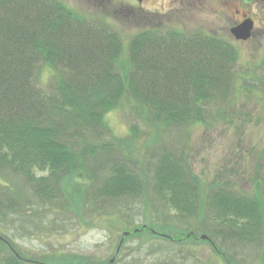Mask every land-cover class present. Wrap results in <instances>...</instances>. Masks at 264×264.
<instances>
[{
  "label": "rangeland",
  "instance_id": "1",
  "mask_svg": "<svg viewBox=\"0 0 264 264\" xmlns=\"http://www.w3.org/2000/svg\"><path fill=\"white\" fill-rule=\"evenodd\" d=\"M57 2L91 22L105 21L126 40L152 25L217 36L234 46L236 60L229 89L221 101L216 96L200 123L159 124L125 95L105 114L107 129L91 125L73 130L70 141L92 143L94 149L104 145V152H88L75 171L63 169L59 183L43 181L53 190L49 195H39L23 176H0V249L15 252L22 264H228L213 249L215 241L231 264H264V0ZM237 8L255 22L245 41L229 32ZM127 64L124 51L119 61L123 72ZM42 74L46 83L54 73L44 66ZM163 151L180 157L197 176L202 206L221 188L257 199L263 215L257 237L252 242L229 238L207 212L183 218L159 199L150 178ZM116 164L133 169L146 192L98 195ZM8 193L14 195L12 203ZM134 228L140 230L124 235ZM191 230L196 237L180 242L160 236L177 240Z\"/></svg>",
  "mask_w": 264,
  "mask_h": 264
},
{
  "label": "trees",
  "instance_id": "2",
  "mask_svg": "<svg viewBox=\"0 0 264 264\" xmlns=\"http://www.w3.org/2000/svg\"><path fill=\"white\" fill-rule=\"evenodd\" d=\"M161 26L126 40L105 21L74 15L57 0H0V176H23L39 195H49L53 190L43 181L59 183L63 169L75 171L88 152H104V145L95 151L92 143L70 141L73 130L107 129L105 114L125 95L159 124L200 123L216 96L220 100L229 89L237 51L217 36ZM124 51L126 72L119 65ZM44 66L54 73L46 83ZM163 152L150 178L159 199L183 218L207 212L229 238L257 237L263 226L257 199L221 188L202 206L197 176L180 157ZM105 180L98 195L146 192L143 180L124 164L113 165ZM8 195L12 203L14 195ZM160 236L172 242L196 237L192 230L177 240ZM211 245L232 263L215 241ZM0 264L22 262L15 252L0 249Z\"/></svg>",
  "mask_w": 264,
  "mask_h": 264
},
{
  "label": "water",
  "instance_id": "3",
  "mask_svg": "<svg viewBox=\"0 0 264 264\" xmlns=\"http://www.w3.org/2000/svg\"><path fill=\"white\" fill-rule=\"evenodd\" d=\"M139 2L142 0H138ZM253 21L245 18L241 23L230 28V33L236 40L245 41L252 35ZM202 238H205L203 235Z\"/></svg>",
  "mask_w": 264,
  "mask_h": 264
},
{
  "label": "flooded vegetation",
  "instance_id": "4",
  "mask_svg": "<svg viewBox=\"0 0 264 264\" xmlns=\"http://www.w3.org/2000/svg\"><path fill=\"white\" fill-rule=\"evenodd\" d=\"M234 13L237 16V18H235L234 24H238L239 22H241L244 19V14H246V17L252 18L248 13H245V12L241 11L238 8L235 10ZM252 20H253V18H252ZM253 24H254V28H255V22H254V20H253ZM254 28H253V32H254Z\"/></svg>",
  "mask_w": 264,
  "mask_h": 264
}]
</instances>
